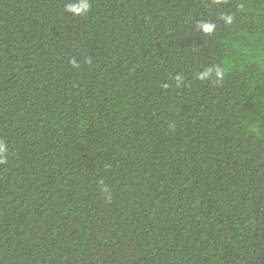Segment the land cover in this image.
Here are the masks:
<instances>
[{"label": "trees", "instance_id": "16d2710c", "mask_svg": "<svg viewBox=\"0 0 264 264\" xmlns=\"http://www.w3.org/2000/svg\"><path fill=\"white\" fill-rule=\"evenodd\" d=\"M71 2L0 0V264H264V0Z\"/></svg>", "mask_w": 264, "mask_h": 264}, {"label": "clouds", "instance_id": "9594fccd", "mask_svg": "<svg viewBox=\"0 0 264 264\" xmlns=\"http://www.w3.org/2000/svg\"><path fill=\"white\" fill-rule=\"evenodd\" d=\"M90 8L89 2L88 0H72L71 3L67 4L66 6V11L73 13V14H83L85 12H87ZM225 21L227 24H231L232 23V17L231 16H227L224 17ZM197 28L204 34H211L213 33L214 29H215V25L211 22H198L197 23ZM211 70L205 72L202 74V76L206 77L209 75ZM216 75L220 76L221 72L219 69L216 70ZM3 151V148L0 147V152Z\"/></svg>", "mask_w": 264, "mask_h": 264}]
</instances>
